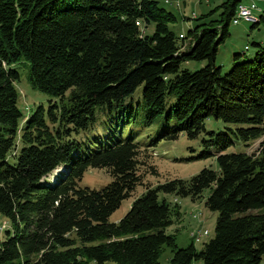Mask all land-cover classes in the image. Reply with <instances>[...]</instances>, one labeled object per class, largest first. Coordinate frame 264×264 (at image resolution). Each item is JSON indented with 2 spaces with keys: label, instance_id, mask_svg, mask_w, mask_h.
Returning a JSON list of instances; mask_svg holds the SVG:
<instances>
[{
  "label": "trees",
  "instance_id": "1",
  "mask_svg": "<svg viewBox=\"0 0 264 264\" xmlns=\"http://www.w3.org/2000/svg\"><path fill=\"white\" fill-rule=\"evenodd\" d=\"M242 1L223 0L178 38L170 28L176 16L158 0H0V215L10 226L0 264H161L164 246L172 249L166 264H264V140L251 153L228 151L264 135V44L254 42L253 57L227 72L215 63ZM188 61L206 63L181 68ZM17 63L29 64L30 84L50 97L25 116ZM141 84L147 124L166 95L176 96L158 138L203 131L200 157H214L217 167L146 187L110 221L142 184L148 147L133 135L78 141L73 132L88 130L98 107L120 106ZM207 119L235 126L206 130ZM88 168H105L112 180L81 186ZM206 189L204 205L218 213L214 235L200 249L191 235L178 247L166 232L170 202L159 193L196 200Z\"/></svg>",
  "mask_w": 264,
  "mask_h": 264
},
{
  "label": "rangeland",
  "instance_id": "2",
  "mask_svg": "<svg viewBox=\"0 0 264 264\" xmlns=\"http://www.w3.org/2000/svg\"><path fill=\"white\" fill-rule=\"evenodd\" d=\"M158 1L161 6L172 11L176 16V22L170 24V28L178 35V38H181L192 27V24L196 23V20L193 18L207 13L223 0ZM254 2L256 9H259L256 12L259 18V14L264 10V0H254ZM241 3L249 5L251 4V0H243ZM218 13H215L212 18H217ZM262 14L264 15V11ZM251 25L252 22L245 20L240 21L238 24L230 23L228 27L229 35L219 46L215 60L216 65L221 66L222 72L230 70L235 62L252 58L257 50V47L253 44L254 42L264 44V20L256 27L251 28ZM152 31L153 24L147 28L148 33ZM180 46L182 49L186 47L184 43ZM245 46H248V49H245ZM234 53H243V55L241 58L234 60ZM205 63V61L183 62L181 68L195 70ZM14 67L19 73V79L16 81V87L19 92L18 106L24 116L31 114L40 104L47 106L50 97L33 88L29 82V64L17 63ZM142 89V84L137 86L131 94L125 97L120 106L109 108L104 105L98 107L95 111V118L91 127L86 131L73 132V137L78 141L85 140L86 137L92 140L95 138L100 139L110 134L121 136L124 139L133 135L136 141L148 147V150L142 152L140 156V159L144 161L139 167L142 175V184L136 186L134 191L131 192L130 197L122 201L121 205L111 214L110 221L119 220L127 212L133 199L139 196L146 187H155L159 183L175 178L189 180L204 167L214 169L217 167L214 157H200L202 151H204L201 141L206 137L203 131L195 138L187 137L184 132L180 133L175 139L158 138V135L162 133L166 124V115L169 107L175 102L176 96L174 94L166 95L164 109L153 122L147 124ZM172 124L173 120L170 121V125ZM226 126L233 127L235 125L221 120L207 119L205 121L206 130L225 129ZM262 140H264V135L249 144L236 143L229 147L228 151H246L251 153L258 149ZM8 158L10 163L15 159L11 155ZM56 175L51 174L49 178L51 179L52 177V180H54ZM48 176L49 174L46 177ZM111 180L112 176L105 168H88L79 184L90 188H100ZM207 193L208 190H204L202 196L196 200H192L190 197L177 196L173 193H159L160 198H165L170 202L172 224L166 228V232L175 235L178 247L186 246L191 241L190 235H193L191 233L198 231V228L201 231L206 230L209 233L203 235L199 241H194L197 249H200L204 242L213 237L218 213L217 211L209 210L204 205ZM176 211H178V214ZM249 212L257 211L251 210ZM3 222L4 227L1 226ZM8 226L9 222L7 219L0 215V240L4 238V231ZM171 255L172 249L164 246L160 255V263L166 264ZM107 264L116 263L107 262Z\"/></svg>",
  "mask_w": 264,
  "mask_h": 264
},
{
  "label": "built area",
  "instance_id": "3",
  "mask_svg": "<svg viewBox=\"0 0 264 264\" xmlns=\"http://www.w3.org/2000/svg\"><path fill=\"white\" fill-rule=\"evenodd\" d=\"M250 14H256V10L254 9V12H246L245 6L237 7L236 13L231 20H233L235 23H239L242 21V17H250ZM1 226L4 227V222ZM207 233L208 232L206 230L201 231V229H198V231H195L191 236H193L196 240H199L203 234Z\"/></svg>",
  "mask_w": 264,
  "mask_h": 264
},
{
  "label": "bare ground",
  "instance_id": "4",
  "mask_svg": "<svg viewBox=\"0 0 264 264\" xmlns=\"http://www.w3.org/2000/svg\"><path fill=\"white\" fill-rule=\"evenodd\" d=\"M256 1V0H255ZM241 6H245V11L246 12H254V9L256 10V12L259 10H257L256 9V4H255V2H254V0H251V4H249V5H244V4H240L238 7H241ZM258 7V6H257ZM260 12V11H259ZM242 20L244 21H248V22H252V23H256V22H258L259 21V18H258V16H257V14H250V17H242ZM231 22L233 23V24H238V23H235L233 20H231ZM57 171V170H56ZM55 171V172H56ZM191 234H194V232L193 233H191Z\"/></svg>",
  "mask_w": 264,
  "mask_h": 264
},
{
  "label": "crops",
  "instance_id": "5",
  "mask_svg": "<svg viewBox=\"0 0 264 264\" xmlns=\"http://www.w3.org/2000/svg\"><path fill=\"white\" fill-rule=\"evenodd\" d=\"M262 10H263V9H262ZM263 11H264V10H263ZM257 16H258V15H257ZM259 17H260V16H259ZM261 18H263V19H264V15H263ZM192 25H193V24H192ZM149 26H151V25H149ZM149 26H148V27H149ZM148 27H147V28H148ZM184 34H185V33H184ZM184 34H183L181 37H183V36H184ZM186 42H187V41H185V43H186Z\"/></svg>",
  "mask_w": 264,
  "mask_h": 264
}]
</instances>
